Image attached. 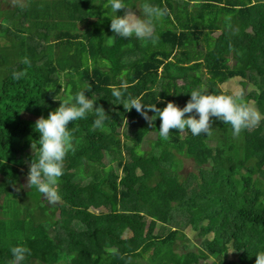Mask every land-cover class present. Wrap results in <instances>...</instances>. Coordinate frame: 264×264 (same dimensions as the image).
I'll return each mask as SVG.
<instances>
[{
    "label": "trees",
    "instance_id": "16d2710c",
    "mask_svg": "<svg viewBox=\"0 0 264 264\" xmlns=\"http://www.w3.org/2000/svg\"><path fill=\"white\" fill-rule=\"evenodd\" d=\"M26 1L7 14L9 45L0 48V264H11L17 245L30 249L24 264H225L230 249L238 261L229 264H255L264 252V0H132L135 8L169 9L156 23L155 45L135 36L109 44L108 0ZM234 78L262 115L239 137L213 117L211 136L170 130L164 140L158 116L150 127L110 87L126 82L125 97L183 109L193 90L232 94L221 85ZM89 85L86 97L109 119L104 130L93 127L94 111L69 124L75 131L59 178L61 201L50 204L27 185L39 156L35 122ZM132 122L138 125L130 130ZM184 159L198 174L181 173ZM175 209L187 218L181 228L203 237L199 252L175 251L184 237L179 228L155 232Z\"/></svg>",
    "mask_w": 264,
    "mask_h": 264
},
{
    "label": "clouds",
    "instance_id": "9594fccd",
    "mask_svg": "<svg viewBox=\"0 0 264 264\" xmlns=\"http://www.w3.org/2000/svg\"><path fill=\"white\" fill-rule=\"evenodd\" d=\"M105 7H110L113 14L110 29L114 36L108 38L109 44H113L116 37L128 39L135 36L146 44L150 42L155 45L159 41L155 31L156 23L170 15L167 6L161 7L148 2L139 6V12L142 13L139 16L124 3V0H108ZM118 11H123L124 14L117 15ZM24 62L30 65L27 58ZM24 76L26 70L12 74V78L17 81ZM110 87L112 96L122 103L125 111L135 109L150 127L158 116L161 121L159 135L164 140L169 139L170 130L182 133L187 129L193 136L201 134L211 136L213 117L231 125L233 137H239L242 131L254 128L262 119L258 110L245 101L243 91H235L230 95H213L193 90L190 93V100L183 109L168 102L166 107L160 110L155 105L145 106L141 97L133 98L130 94L125 97L129 87L126 82L121 83L119 87L114 85ZM52 90L49 88V92ZM86 91H91V85L60 102V106L55 111L49 112L47 119L40 117L35 122V131L39 133L37 141L39 147L37 149V143H33L31 147L38 150L39 156L38 160L30 165L27 185L35 186L50 204L61 201L59 178L64 174V160L73 150L75 131V129L69 130V124L86 118L89 112L94 111L96 119L93 127L104 130V122L109 119L102 107H94L96 101L86 97ZM148 111L156 115L149 117ZM10 251L13 257L11 264H24L26 257L31 254L30 249L23 245L14 246ZM112 254L119 255L118 251ZM255 257V264H264V252L258 253Z\"/></svg>",
    "mask_w": 264,
    "mask_h": 264
},
{
    "label": "rangeland",
    "instance_id": "374dc122",
    "mask_svg": "<svg viewBox=\"0 0 264 264\" xmlns=\"http://www.w3.org/2000/svg\"><path fill=\"white\" fill-rule=\"evenodd\" d=\"M17 2V3H16ZM6 4H2L1 0H0V48L4 45H9V38H6L7 36H3L2 31L5 30L6 26L9 25L8 23H6V16H8L7 14L9 12L14 11V9H17V6L19 7H26V0H5ZM124 3H126L129 7H131L133 9V11L135 12V14L137 16H139V8H135V4L132 2V0H124ZM135 8V9H134ZM23 11L19 12L18 14H22ZM20 16V15H19ZM19 16L17 18H19ZM204 18V15H200V18H197L198 22H202ZM10 26V25H9ZM20 27V21L19 19L17 20V26L16 27ZM202 27H204V24H201ZM10 30H15L14 27H9V31L8 33H11ZM1 54V53H0ZM240 78H234L231 81H228L226 83H224L223 85H221V89L222 91H229L231 93L235 92V91H242V87L240 85ZM248 91L250 90V88L247 89ZM250 106L254 107L256 109V107L250 103ZM181 105H179L178 107L182 108ZM261 115V114H260ZM262 117V115H261ZM138 123L137 122H132L129 124L130 126V130H132L133 128H135V126H137ZM125 124L122 126V128L120 129V132L122 133V131L124 130ZM154 135H148L147 139L149 138H153ZM147 139L142 143L141 145V149L143 151L148 150V146H147ZM35 149H32V147H29V149L27 150L30 153H33ZM181 173H183L184 175L188 176L191 173H195L198 174V168L197 166H195L194 162L191 160H187L184 159L182 162V170ZM28 201V200H27ZM25 201V202H27ZM0 203H2L0 201ZM184 215L183 213L180 212V209L178 210H174L172 211V220L171 222H168L165 225L162 224H158L157 228H156V233L159 235H166V233L170 230V229H181L182 232L184 233V237L179 239L175 245H174V249L175 251H177L178 253H182L185 254L189 251L197 253L199 252L200 249L203 248L202 246V242H203V237L199 236L196 232H192L188 227H186L185 229L181 228L182 226H185L184 224L187 223V218L184 219ZM54 224L60 226V220L58 218V215L56 214L54 217ZM231 261H238V255L233 253V251L230 249L226 260H225V264H229V262ZM203 264V263H201Z\"/></svg>",
    "mask_w": 264,
    "mask_h": 264
}]
</instances>
